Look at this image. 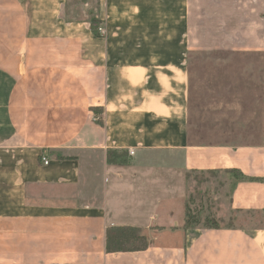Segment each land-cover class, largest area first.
Wrapping results in <instances>:
<instances>
[{"label": "crops", "instance_id": "1", "mask_svg": "<svg viewBox=\"0 0 264 264\" xmlns=\"http://www.w3.org/2000/svg\"><path fill=\"white\" fill-rule=\"evenodd\" d=\"M74 2L0 0V264H264V0ZM213 173L258 224L184 227Z\"/></svg>", "mask_w": 264, "mask_h": 264}, {"label": "rangeland", "instance_id": "2", "mask_svg": "<svg viewBox=\"0 0 264 264\" xmlns=\"http://www.w3.org/2000/svg\"><path fill=\"white\" fill-rule=\"evenodd\" d=\"M72 1L74 2L76 0ZM91 18L93 20L96 19L94 15L91 17L89 16V19ZM98 28L99 26L97 29ZM96 33L100 34L98 30H96ZM190 178L191 182L196 180V182H199V184L201 182L206 183L195 188L196 193H194V196H192L194 197V201L189 202V209L193 214H195V218L199 224L203 225L205 218H212L219 222V217L222 218L225 215L227 216L226 218L222 219V224L224 223L222 226L231 224L233 226H253L255 223L258 224L260 219L259 215H254V219H249L247 216L245 217V215L241 216L230 211L229 198L231 194V187L229 185V181L232 179L231 176H227L223 173H213L204 174L202 176L194 174L191 175ZM230 214H232V216ZM228 217L231 218V221H227Z\"/></svg>", "mask_w": 264, "mask_h": 264}, {"label": "trees", "instance_id": "3", "mask_svg": "<svg viewBox=\"0 0 264 264\" xmlns=\"http://www.w3.org/2000/svg\"><path fill=\"white\" fill-rule=\"evenodd\" d=\"M90 27L96 33L98 27V21L92 18L90 19ZM95 114H99V109H94ZM98 124H101L100 121L96 120ZM115 151L110 150L107 152V161L112 163V157ZM122 155V154H121ZM234 173V178L236 180H244V176L241 175L238 171L232 170ZM198 224V221L195 218L190 209L186 208L184 227L188 228ZM206 228H218V223L214 219L205 218L203 222ZM149 243L146 237L142 234L141 229L130 226H112L108 227L105 232V250L107 253H119V252H137L147 249Z\"/></svg>", "mask_w": 264, "mask_h": 264}, {"label": "built area", "instance_id": "4", "mask_svg": "<svg viewBox=\"0 0 264 264\" xmlns=\"http://www.w3.org/2000/svg\"><path fill=\"white\" fill-rule=\"evenodd\" d=\"M98 32L103 35V31L101 28H98ZM132 155V153H130ZM41 162L43 163V165H48V160L46 159V157L41 156Z\"/></svg>", "mask_w": 264, "mask_h": 264}]
</instances>
